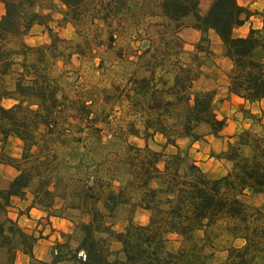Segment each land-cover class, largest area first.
I'll use <instances>...</instances> for the list:
<instances>
[{
  "label": "trees",
  "instance_id": "trees-1",
  "mask_svg": "<svg viewBox=\"0 0 264 264\" xmlns=\"http://www.w3.org/2000/svg\"><path fill=\"white\" fill-rule=\"evenodd\" d=\"M85 1L0 0V143L13 137L22 144L19 158L0 150V165L16 170L6 187L0 188V264H13L18 252L28 256V264H214L207 248L212 244L209 229L218 222H225L233 240L242 241L240 246L226 249V264H264V201L261 207H253L241 199L246 191L264 198V132L245 129L237 134L235 142L217 155L231 163L230 170L219 178L208 177L178 141L199 142L203 137L196 133L199 125L206 126V135L217 137L225 120L214 110V89L188 94L193 81L188 69H181L183 74L176 75L168 88L149 91L147 80L142 79L132 89L133 99H145L148 111L154 114L145 119L141 134L132 126L129 129L128 134L144 144H126L124 160L130 179L124 185H89L84 180L71 186L57 178L59 164L67 165L68 160H74L72 168L90 169L83 163L90 141L75 137L77 126L61 119L67 99L52 67L56 60H64L59 49L64 39L50 25L67 23L77 28L89 17ZM116 1L112 0L113 7L124 3ZM198 6L199 0L160 1L163 14L172 22L193 15L191 27L199 32L197 51L208 52L209 32L218 38L221 54L231 64L229 94L248 102L264 99V13L260 15L261 28L250 27L245 35L235 36L233 30L255 12L237 0H211L202 15ZM53 11L60 14L56 21ZM34 25L44 28L48 43L30 45L25 41ZM182 96L186 106L183 118L177 115L168 121L171 107L180 103ZM3 101L11 105L4 106ZM79 130L99 132L91 122ZM156 134L163 139L160 150L148 146ZM96 141L104 145L99 138ZM56 146L66 150L64 158L58 159ZM168 147L173 151L166 154ZM28 193V207L48 216H60L57 213L66 209L85 216L72 221V233L60 234L50 261L38 259L33 252L39 236L26 232L6 215L12 198L25 199ZM134 194L138 201L133 205L130 198ZM56 198L60 200L58 206L54 204ZM120 205L131 207L130 211L136 206L142 208L148 212L147 222L135 223L128 216L122 229H115L107 220ZM197 232H202L201 238ZM171 235L181 242L176 251L167 247Z\"/></svg>",
  "mask_w": 264,
  "mask_h": 264
},
{
  "label": "rangeland",
  "instance_id": "rangeland-1",
  "mask_svg": "<svg viewBox=\"0 0 264 264\" xmlns=\"http://www.w3.org/2000/svg\"><path fill=\"white\" fill-rule=\"evenodd\" d=\"M160 1L124 0L122 5L113 7L112 0H86L84 8L89 17L86 16L87 21L78 25L77 28L67 23L61 24L60 27L50 23L59 37L64 39V42L59 44L64 60H56L52 67V73L67 99L68 106L61 119L62 122L77 126L74 130L75 137H80L81 141H90V152L84 157L83 163L89 165L90 169L93 167L91 171L82 167L72 168L74 160H68L67 165L60 163L57 178L61 182L71 186L78 185L84 180L89 185L97 182L103 186H108L106 183H110L113 187L124 185L127 179H130V168L124 160L127 153L126 144H135L138 147L144 144L142 139L129 135V129L132 126L141 134L145 119L154 114L148 111L147 101L141 98L133 99L131 91L142 79L147 80L149 91L154 88H168L173 84L176 75L183 74L181 69H188L193 79L191 89L187 90L188 94L201 89L215 90L217 101L214 104V110L225 120L223 133L217 137H209L211 141L205 138L208 135L204 125L196 128V133L203 137L195 147H191L182 139L178 141L182 149H188L190 157L208 177L219 178L230 170L231 163L218 159L217 155L224 151L229 143L235 142L237 134L245 129L259 134L264 132V110L260 108V105L254 104L249 108L242 107L233 113L230 112L232 104L223 95L227 88V76L231 64L223 58L221 46L216 42L214 33H208L209 45L206 48L208 52L197 51L196 42H192V34L184 33V29L191 28L194 22L193 15L190 14L177 23L167 22L162 18ZM200 1L205 3L209 0H199V4ZM259 2L263 8L261 11L255 9L252 11L255 12L253 19L258 16L262 22L260 15L264 13V0ZM2 10L3 6L1 12ZM106 10H109V13L104 14ZM52 16L55 21L60 18L58 11H53ZM255 22L251 20L250 23L252 25L256 24ZM242 33H244L242 29L237 27L233 31L235 36ZM110 35H112L111 40ZM24 39L30 45L49 42L47 33L39 25H34ZM162 55L169 62L158 68L157 61ZM187 85L189 82L185 85L186 89ZM183 97L180 103L171 107L168 121H172L177 115L179 119L183 118L186 108ZM3 105L10 106L11 102L3 101ZM259 108L260 111L252 113V110ZM90 122L99 132L87 133L85 130L84 133H80L79 128H83ZM97 138L104 144L103 146L97 143ZM162 143L163 139L158 134L148 140V146L153 150H160ZM55 149L58 159L64 158L66 150L60 149L59 146ZM0 150L19 158L22 144L18 139L10 137L3 145L0 143ZM172 151L173 149L168 147L165 153ZM116 159L118 163H115ZM58 161L61 162V160ZM15 174L16 170L13 167L0 165V188L6 187ZM130 199V203L134 205L138 201V196L134 194ZM241 199L253 207H261L264 201L262 194L250 191L244 192ZM30 201V193L25 199L13 198L6 208V215L13 220L18 213L21 219L18 221V215L13 221L26 232L34 233L39 236L38 239L45 240L40 241L39 244L36 243L35 255L39 256L45 250L49 257L51 246L46 242L51 241L49 237L54 234V230L50 228L49 222H44L42 228L38 229L39 222L36 223V220L32 219L25 210V205L30 204ZM54 202L56 206L60 204L58 198ZM98 207L103 210L100 204ZM130 210L131 207L120 205L107 221H110L118 230L125 225L128 216H131L135 223L147 222L148 212L138 206ZM45 215L48 217L47 213ZM57 215L70 222L69 229L65 232L68 234L73 232L72 221L76 222L85 218L83 214L67 209ZM48 225L47 229L50 231L44 228ZM209 231L212 244L207 250L212 253V262L226 264V249L229 246H240L242 241L231 238L226 230L225 222L216 223ZM196 236L201 238L202 232H197ZM74 244L75 242L72 241V245ZM180 244V240L175 235L169 236L168 249L176 251ZM2 260L3 256L0 254V263ZM15 260L13 264H26L25 260L22 261L16 257Z\"/></svg>",
  "mask_w": 264,
  "mask_h": 264
},
{
  "label": "crops",
  "instance_id": "crops-1",
  "mask_svg": "<svg viewBox=\"0 0 264 264\" xmlns=\"http://www.w3.org/2000/svg\"><path fill=\"white\" fill-rule=\"evenodd\" d=\"M210 1L211 0L206 1L205 3H203L202 1H200V4L198 6V13L200 15L204 14V12H205V10H206V8H207V6H208V4H209ZM237 2H238L239 5L244 6V7H247L251 11H253L254 9L257 10V11H261L262 8H263V5L260 4L259 0H256V1L255 0L254 1L253 0H237ZM1 7H2V3L0 2V12H1ZM161 14H162V18L164 20H166L167 22L168 21L170 22V20L163 14L162 10H161ZM253 17L254 16L251 15L242 26L237 27L239 29H242V31L244 32L241 35H237V36H243V35H245L247 33V31L249 30L250 27H252V28H260L262 26V22L258 18V16H256V18H254V19H253ZM251 20L256 21L255 22L256 24H252L251 25V23H250ZM235 29L233 31H235ZM185 32L187 34H192V36H193L192 42H197V40L199 39V32L197 30H195L194 28H192V27L190 28L189 27L187 29H184V33ZM214 38H215L216 42L218 44H220V41L218 40V38L215 35H214ZM220 46H221V44H220ZM167 62H169V61L166 59V57H164V55H162V57H160L158 59V61H157V64H158L157 67L159 68L162 65L166 64ZM201 90H204V89H201ZM224 92H225V95H223V97L228 98L229 103L232 104L231 105V110H230L231 113H233L237 109H241L242 107L243 108H249V107L253 106L254 104L260 105L261 106L260 108L262 110H264V99H262L260 101H255V102H248V101L243 100L242 98H240V97H238V96H236L234 94H229L228 91H227V88H225ZM216 101H217V98L215 97L214 98V104L216 103ZM260 108L257 109V110H252V113H256V112L260 111ZM216 115H217L218 118L224 119V117L222 115L221 116L218 115V114H216ZM263 118H264V113H263ZM224 129H225V126H224L223 130ZM223 130L220 132L219 135H221L223 133ZM209 137H213V136H210V135H208V137L206 136L205 138H206L207 141H211L212 140ZM182 141L185 142V143H187V144H190L191 147H195L196 144L198 143V142L190 143V141H188V139H184V140L182 139ZM28 206H29V204L27 203L25 205V210L28 212V214L31 216L32 219L36 220V223L39 222L38 229H41L42 228V225H43L44 222H49L50 223V228L54 230V232H53L54 234L49 237V239H51V241L50 242H46L47 245L49 244L51 246L49 248V257L46 255V251L45 250L39 256H36L35 255L38 259H41V260L48 259V260H45V261H50L51 260V249H52V246H53L54 242L56 240H59L60 239V234L61 233H65L69 229L68 227L70 226V222L67 221V220H65V219H63V218H59V217H54V216H48L47 217L43 211H40V210H38L36 208H29ZM18 215L19 214L16 213V215L13 217V220H15L16 219V216H18ZM20 219H21V216L19 215L18 216V221ZM47 227H49V225L48 226H44L45 230L50 231V229H47ZM43 233L44 232H42V234ZM40 241H45V240L44 239L43 240L38 239L36 243L39 244ZM33 252L35 254V246H34ZM16 259H21L22 261L25 260L26 261V264H28V261H29L28 256L26 254L22 253V252H18L16 254Z\"/></svg>",
  "mask_w": 264,
  "mask_h": 264
}]
</instances>
